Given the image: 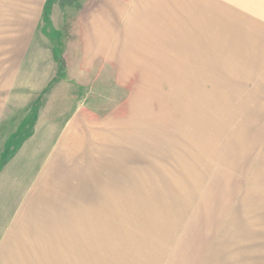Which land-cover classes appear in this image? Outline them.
<instances>
[{"label": "rangeland", "instance_id": "obj_1", "mask_svg": "<svg viewBox=\"0 0 264 264\" xmlns=\"http://www.w3.org/2000/svg\"><path fill=\"white\" fill-rule=\"evenodd\" d=\"M43 1L0 0L21 262L264 264V0Z\"/></svg>", "mask_w": 264, "mask_h": 264}, {"label": "crops", "instance_id": "obj_2", "mask_svg": "<svg viewBox=\"0 0 264 264\" xmlns=\"http://www.w3.org/2000/svg\"><path fill=\"white\" fill-rule=\"evenodd\" d=\"M44 2L45 0L42 5H44ZM182 12V10L179 11V14L182 15ZM194 12L192 16L190 14V17H197ZM10 191L6 184H0V264H25V262H21V256H24V254L19 248L11 247L10 240L13 238V233L10 214Z\"/></svg>", "mask_w": 264, "mask_h": 264}]
</instances>
